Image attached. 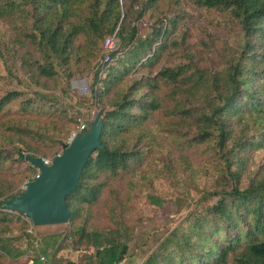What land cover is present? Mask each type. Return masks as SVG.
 <instances>
[{"label":"trees","instance_id":"1","mask_svg":"<svg viewBox=\"0 0 264 264\" xmlns=\"http://www.w3.org/2000/svg\"><path fill=\"white\" fill-rule=\"evenodd\" d=\"M184 3L220 17L192 28L198 14ZM184 3L0 0V129L4 119L21 126L9 136L14 157L0 144V201L37 175L22 155L52 159L83 119L39 94L57 79L50 59L64 80L78 78L118 27L112 62L77 101L101 111L102 149L64 198L62 241L90 248L92 264H121L148 208L175 189L198 193L196 206L140 264H264V0ZM27 227L0 207V264H51L59 234L38 248L33 239L38 255L19 260L12 242L32 236Z\"/></svg>","mask_w":264,"mask_h":264},{"label":"rangeland","instance_id":"2","mask_svg":"<svg viewBox=\"0 0 264 264\" xmlns=\"http://www.w3.org/2000/svg\"><path fill=\"white\" fill-rule=\"evenodd\" d=\"M181 1L184 3V0ZM184 6L185 10L189 12V14L193 16H196V14H198L197 11L191 9L185 3ZM219 17L220 16L216 13H199L198 18L192 28H195V25H200L209 29V27L206 25V22L210 19H218ZM115 29L118 30V27H116ZM219 34L221 35L220 32ZM191 35L194 38L193 40L198 39V35L195 31H192ZM50 62L53 69L57 73V79L54 85L49 84L46 88L38 90L39 94L44 98L54 99L57 102L61 103V105H63L67 109L69 115L72 118L76 117L77 119L83 117L82 120L87 119L89 123L95 114L93 113V111L85 109L87 105L86 102H82V104H78V102L81 97L87 96L88 94L89 88L87 78H89L88 76L92 73V69L78 78H72L66 81L59 75L56 61L50 59ZM197 67H207V64H198ZM3 74L4 70L0 62V75ZM84 81L86 82L87 93L81 94L77 89L79 84L83 83ZM33 89L35 88L33 87ZM4 120H6L4 128L0 129V139H2L0 140V144L3 145V148L5 150L10 151L12 157H14L15 147L9 141V136L10 132L14 133L17 136L13 128H21V126H19L16 121H13V119ZM26 132L29 135L30 131ZM52 138L62 139L61 136L59 137L57 135L50 134L48 136V139ZM7 163L10 164L11 161ZM14 177H18V174L13 175L11 179H14ZM140 183L143 184V181ZM168 197L169 200H171V203H166L163 208H161L157 212L152 210L151 208H148V210L146 211L148 216L142 221L141 225H138L135 229L134 237L128 243V253L124 257V260L121 264H140V262L149 254L155 241L162 239V237H165L166 234H168L173 228H175L178 223L181 222L184 217L194 209L199 195L193 190L175 189L168 194ZM52 230H54V233L52 234H59L61 236V240H59L57 243V246H61L58 252H52L51 264H92L90 259L88 258L92 251L90 248L87 249L84 247H80V249H76L70 244L69 240L66 239L62 241V238H64L67 233V225L52 226L48 231ZM13 232L11 235H18L16 231L14 233ZM46 236H40L39 232H36V230L34 229V233L32 236H20L18 239L13 241V247L24 251V254L20 256L19 260L23 263L31 255L34 254V256H37L38 254L33 250L31 241H33V239H37L36 248L42 247V237Z\"/></svg>","mask_w":264,"mask_h":264},{"label":"water","instance_id":"3","mask_svg":"<svg viewBox=\"0 0 264 264\" xmlns=\"http://www.w3.org/2000/svg\"><path fill=\"white\" fill-rule=\"evenodd\" d=\"M100 114L98 110L84 129L62 143L61 152L52 157L49 165H43L39 157L22 155L36 168L37 175L18 195L0 201V207L22 215L33 227L67 225L69 211L64 198L77 187L87 158L102 149Z\"/></svg>","mask_w":264,"mask_h":264},{"label":"built area","instance_id":"4","mask_svg":"<svg viewBox=\"0 0 264 264\" xmlns=\"http://www.w3.org/2000/svg\"><path fill=\"white\" fill-rule=\"evenodd\" d=\"M116 32L117 29H114V31L107 35L102 43V51L101 54L94 65L92 72L98 73V75H101L103 70L112 62V54L114 53L116 47H117V41H116ZM79 93L84 94L87 93V87L86 82L79 84L78 89ZM87 126L85 121H80L79 124L75 127L73 131L70 132L69 136L65 139L64 143L69 141V139L79 130L84 129ZM61 148L57 151L55 155H58L61 152ZM40 161L43 165H49L51 162V159L48 158H40ZM27 183H22L20 189L23 190L25 188ZM34 227L28 222V227L26 229L27 234L33 233ZM42 259V258H40Z\"/></svg>","mask_w":264,"mask_h":264},{"label":"crops","instance_id":"5","mask_svg":"<svg viewBox=\"0 0 264 264\" xmlns=\"http://www.w3.org/2000/svg\"><path fill=\"white\" fill-rule=\"evenodd\" d=\"M83 121H85V120H83ZM55 226H58V225H55ZM51 227L52 226H43V227H35L34 229L36 230V232H39L40 236H46L48 234L54 233V230L48 231L49 228H51ZM33 233H34V230H33Z\"/></svg>","mask_w":264,"mask_h":264}]
</instances>
